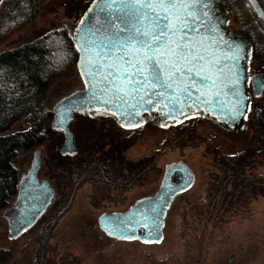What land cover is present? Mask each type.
<instances>
[{
    "label": "rangeland",
    "instance_id": "1",
    "mask_svg": "<svg viewBox=\"0 0 264 264\" xmlns=\"http://www.w3.org/2000/svg\"><path fill=\"white\" fill-rule=\"evenodd\" d=\"M222 2L226 5L230 34L241 32L237 10L229 0ZM93 3V0H45L36 20L0 41V52L54 29L68 27L75 34ZM257 67L252 65L251 69L255 71ZM83 89V78L76 69L52 83L44 106L53 111L59 101ZM248 98V118L235 129L221 126L203 113H193L177 120L181 123L174 121L164 126L145 117L141 125L129 127L110 114L78 112L70 123L77 147L72 155H62L56 150L64 135L52 125V118L46 128V142L30 150L20 149L15 164L21 182L30 170L34 152L40 148L38 175L50 182L55 190L54 198L37 223L16 238L9 236L6 209L0 212V264H264V197L250 195L251 189L247 187L239 195L240 187L236 189L235 185L242 175L236 181L225 180L222 184L218 180L225 166L239 168L243 160L246 165L241 167V172L246 177L264 180V126L256 119V112L264 108V92L260 97L248 93ZM83 121L105 133L119 134L127 143L123 150V181H134L124 186V183L102 184L98 181L100 176L78 177L81 168L89 169L79 153L82 140L78 134L85 132ZM21 128L19 122L12 131ZM135 133L137 136H129ZM158 133L164 134L161 146H158ZM127 136L136 137L129 142ZM108 148L105 145V151ZM53 157L64 158L71 166L70 183L62 177H58L59 181L51 178ZM180 161L187 163L196 177L192 186L176 195L169 207L160 242L117 239L99 227L101 215L125 212L138 200L154 195L165 167ZM134 163H139L140 168L132 179L134 174L128 169ZM231 254H235L232 261Z\"/></svg>",
    "mask_w": 264,
    "mask_h": 264
},
{
    "label": "water",
    "instance_id": "2",
    "mask_svg": "<svg viewBox=\"0 0 264 264\" xmlns=\"http://www.w3.org/2000/svg\"><path fill=\"white\" fill-rule=\"evenodd\" d=\"M257 17L264 24V9L258 0H247ZM112 0H95L83 17L84 23L79 25L75 34H73L74 46L78 52V69L83 78L85 89L74 92L59 101L54 107V120L52 125L64 133V141L62 144L56 146V150L64 154H74L76 152L75 134L70 129V122L75 113H89L94 115L96 113H105L114 116L117 122L124 126H138L143 121V116L147 114L153 121H158L161 124L174 122L193 113H203L212 119L216 120L221 126L232 129L239 128L244 123V119L231 120L221 119V116L226 110H229L242 95V104L248 105L247 94V58L248 45L246 40L241 36L231 35L228 31L226 23V16L223 15L222 0H211L210 16L207 23H209L211 32H200L194 37H190L199 42L208 50V55L205 60V65L213 64L215 67L206 69V74L212 76V83H206L201 88L199 81L203 77H194L197 80V87L190 88L191 95L185 99L175 92V89L167 90L168 96L165 99L160 97L155 103L148 105V99L145 98L143 102L139 99H132L130 97H123L116 101L113 96V91L110 85L105 80L106 71L104 69V62H101L100 69L97 71L94 61L99 52L98 49L89 46L86 40L89 37L85 36V32L92 28L95 24L100 27V24L108 19L109 15L115 17L117 9L115 5L111 10L105 8L101 11V7L105 3H111ZM119 2V0H117ZM113 22H117L113 20ZM214 26V27H213ZM101 31L103 29L101 28ZM179 33H177V38ZM217 37H222L217 40ZM95 39V37H90ZM216 43H213V41ZM240 51L238 58L233 62L231 57L235 53L236 48ZM85 49H88L85 51ZM231 49V51L229 50ZM131 51V49H130ZM219 61L217 64L216 61ZM108 63H118V61L110 60ZM236 73H239L240 84L239 93H235L233 89V80L236 78ZM262 81L257 78L256 83ZM123 81H121V84ZM262 90L260 93H262ZM156 93L161 91L160 88L154 89ZM151 99H156L151 96ZM111 100L113 103L108 104ZM183 104V107L181 105ZM139 112V117L133 115L127 117L126 114L133 110ZM145 108L147 110L145 111ZM175 108L176 111H172ZM172 112V117L169 118L168 113ZM261 121L264 123V111L260 113ZM258 116V117H260ZM41 149L38 148L34 152L33 160L28 174L20 182L16 200L12 207L5 212L8 213V219L11 221L9 236L16 238L24 231L32 227L40 217L46 212L51 204L55 190L47 179L41 180L38 172L41 166ZM195 172L184 161L171 163L165 167V173L158 191L150 196L138 200L125 212L105 213L98 219L99 227L109 236L123 240H140L145 243L160 242L163 238V226L166 213L171 206L174 198L179 193L189 189L195 180ZM152 205L156 206L157 212L152 215V219L156 221L154 228L145 229L143 226L132 228L116 229V224L121 220L132 219L137 220L139 217L137 213H142L145 209H149ZM10 214V216H9ZM27 218L29 223H25ZM151 233V235H149ZM127 237V238H126Z\"/></svg>",
    "mask_w": 264,
    "mask_h": 264
},
{
    "label": "trees",
    "instance_id": "3",
    "mask_svg": "<svg viewBox=\"0 0 264 264\" xmlns=\"http://www.w3.org/2000/svg\"><path fill=\"white\" fill-rule=\"evenodd\" d=\"M44 1L2 0L0 3V41L7 37L9 39L36 20ZM229 1L237 10L236 14L240 22L246 20L251 22L255 28L264 30L263 22L257 18L247 0ZM258 1L264 8V0ZM78 58L73 33L68 27L54 29L33 41L0 52V212L9 208L18 193L21 179L15 160L19 150L33 149L47 140L46 128L55 116L54 111L44 106L48 89L56 80L71 75L74 70L78 69ZM19 122L22 123V128L12 131V127ZM169 123L172 122L166 124ZM82 124L85 132L78 134V138L82 140L79 153L89 169L81 168L82 174L78 177L81 178L85 174L92 177L100 176L98 181L102 184L121 185L124 183V186L134 181L135 179L123 181L122 171L125 161L123 150L127 143L119 138V134L105 133L103 129L98 130L99 128L94 129L89 121H83ZM160 125L164 126L161 123ZM161 131L164 132V128ZM134 135L136 133L129 136ZM129 136L126 138L129 142H133L137 135L132 139ZM158 138V146H161L162 142L164 144V134L158 133ZM105 145L109 146L107 151L104 149ZM95 153L98 154L96 158ZM244 163V160L240 162L239 168L225 166L218 176L219 183H226L225 180L227 182L236 181L242 175L237 183L238 186L235 185L236 189L240 187L239 195L247 187L251 189L250 195L264 197V180H252L254 178L246 177L241 172V167L246 165ZM50 166L52 179L59 181L58 177H62L65 182H71L68 179L72 178V168L64 158H54ZM139 168V163H134L129 167L130 173L134 174L132 179L136 171L139 172ZM256 182H260L261 185H254L253 183Z\"/></svg>",
    "mask_w": 264,
    "mask_h": 264
},
{
    "label": "snow or ice",
    "instance_id": "4",
    "mask_svg": "<svg viewBox=\"0 0 264 264\" xmlns=\"http://www.w3.org/2000/svg\"><path fill=\"white\" fill-rule=\"evenodd\" d=\"M210 4L211 0H119V2L112 0L101 7V11L105 8L111 10L115 5L117 15L115 17L109 15L102 23L97 21L100 27L94 24L85 32V36L89 37L86 43L99 50L94 61L95 67L98 71L101 62H104L107 73L105 80L112 89H115L113 96L116 101L125 96L134 100L139 99L141 102L149 98L150 106L161 96L167 99L169 89H175V92L185 99L189 98L191 92L186 85L196 88L198 82L194 77H203L199 81L201 88L206 83H212V76L206 74V69H211L215 65H205L208 50L200 46L198 41L190 39L200 32L212 31L207 23ZM88 11L91 12L92 9ZM83 23L81 20V24ZM222 39L217 37V40ZM239 51L237 47L231 57L233 62L238 58ZM110 60L118 63H108ZM235 75L233 89L235 93H239L240 76L239 73ZM156 88H160L161 91L156 93L154 91ZM261 89H264V81L256 84L257 95ZM151 96H155L156 99H151ZM243 99L241 95L235 104L225 111L221 119H247L248 105L241 103ZM112 103L111 100L108 101V104ZM172 111L176 109L173 108ZM133 115L139 117V112L135 111L134 106L126 116ZM168 116L171 118L172 112H169ZM156 212V206L152 205L144 212L137 213L139 219L121 220L115 227L130 229L135 225L143 226L145 229L154 228L156 221L152 219V215ZM24 222L29 223L30 220L25 218Z\"/></svg>",
    "mask_w": 264,
    "mask_h": 264
},
{
    "label": "flooded vegetation",
    "instance_id": "5",
    "mask_svg": "<svg viewBox=\"0 0 264 264\" xmlns=\"http://www.w3.org/2000/svg\"><path fill=\"white\" fill-rule=\"evenodd\" d=\"M225 8H226V5L223 2V10L226 13ZM225 13L223 15H225ZM226 18H227V16H226ZM236 18H237V21H238L237 26L242 31L241 32H235V34H231V35L243 37L246 40L247 45H248V58H247V61H246V64H247V80H246L247 94L249 93V94H251L254 97H260V96L263 95L264 89L262 90V93H260L259 95H257L256 94V84H257L256 81H257V78H261L262 81H264V75L262 74L264 72V30L262 28H255L251 24V22H248L246 20L240 22L238 20L237 14H236ZM226 23H227V19H226ZM227 26H228V24H227ZM228 31H229V27H228ZM252 65L258 66L257 67V70L253 71L251 69L252 68ZM259 67H260V69H259ZM249 69H251V71H249ZM248 107H249V98H248ZM262 111H264V108H261L260 110H258L256 112V119L258 120V122L261 125L264 126V123H262V121H261L262 119H261V116H260V113ZM258 116H260V117H258ZM145 117L150 118L147 114H145L143 116L144 119H146ZM63 135H64V133H63ZM76 149H77V147H76ZM64 155H66V154H64ZM67 155H70V154H67ZM41 180H43V179H41ZM15 200H16V198L11 203V205L9 206V208H7L4 211V214H5V212H7L12 207V205L15 202ZM7 216H8V213H7ZM7 216H5V217H6L7 221H8L9 231H10L11 221L8 219ZM9 216H10V214H9ZM241 252H243V248L241 249ZM234 258H235V254H231L230 261H232Z\"/></svg>",
    "mask_w": 264,
    "mask_h": 264
}]
</instances>
